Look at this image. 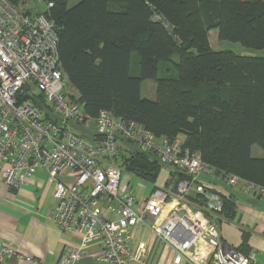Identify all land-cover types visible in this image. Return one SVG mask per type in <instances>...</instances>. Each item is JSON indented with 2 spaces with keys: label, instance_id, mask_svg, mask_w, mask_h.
I'll return each instance as SVG.
<instances>
[{
  "label": "built area",
  "instance_id": "built-area-1",
  "mask_svg": "<svg viewBox=\"0 0 264 264\" xmlns=\"http://www.w3.org/2000/svg\"><path fill=\"white\" fill-rule=\"evenodd\" d=\"M57 42L43 13L0 0V173L13 189L25 184L36 168L46 170L56 200L52 221L64 233L80 234L55 264H74L90 255L87 244L92 241L102 243L93 256L99 264H148L144 242H132L137 226L171 252V264H255L253 251L228 247L220 239L222 194L196 181L202 173L215 175L214 169L198 152L183 148L178 137L157 141L142 125L107 110L89 117L70 97L67 78L58 68ZM123 139L189 177L155 185L147 196L142 185L132 191L116 163ZM222 181L264 198L263 186L235 174ZM192 191L205 198L203 205L194 203L195 209L187 199ZM14 255L40 264L0 240V263Z\"/></svg>",
  "mask_w": 264,
  "mask_h": 264
},
{
  "label": "trees",
  "instance_id": "trees-1",
  "mask_svg": "<svg viewBox=\"0 0 264 264\" xmlns=\"http://www.w3.org/2000/svg\"><path fill=\"white\" fill-rule=\"evenodd\" d=\"M47 1L40 12L58 36V68L89 117L107 110L156 139L178 137L220 180L235 174L264 187V155L251 153L264 150V55L216 50L209 39L215 29L220 40L263 49L264 0ZM144 80L156 84L153 99L140 94ZM121 145L117 165L155 186L164 166L131 141ZM169 175L165 186L189 177ZM187 199L205 202L195 191ZM222 199L220 216L231 220L233 203Z\"/></svg>",
  "mask_w": 264,
  "mask_h": 264
},
{
  "label": "crops",
  "instance_id": "crops-1",
  "mask_svg": "<svg viewBox=\"0 0 264 264\" xmlns=\"http://www.w3.org/2000/svg\"><path fill=\"white\" fill-rule=\"evenodd\" d=\"M166 166V178H170L169 172L174 167ZM196 181L209 184L223 196L230 197L233 203L231 220L221 216L217 219L224 244L245 253L253 251L255 264H264V198L244 191L240 184L229 186L214 174L202 173ZM52 191L53 183L42 167L36 168L25 184L13 189L7 187L0 173V240L13 246L18 254L37 259L40 264H55L60 252L80 238V234L60 231L52 221L50 213L56 205ZM191 203L189 208L195 209V204ZM138 241L145 244L148 264H171V252L156 242L149 230L137 226L132 242ZM87 248L90 255L74 264H99L93 256L100 252L101 241L89 242ZM2 263L27 264L16 255Z\"/></svg>",
  "mask_w": 264,
  "mask_h": 264
},
{
  "label": "rangeland",
  "instance_id": "rangeland-1",
  "mask_svg": "<svg viewBox=\"0 0 264 264\" xmlns=\"http://www.w3.org/2000/svg\"><path fill=\"white\" fill-rule=\"evenodd\" d=\"M79 0H69L68 5H73ZM21 4H27L29 7H34L36 11H42L46 8L45 2L44 1H35V0H20ZM209 39L211 42V45L214 49L216 50H230L233 51L234 53L238 55H249V56H263L264 55V48L263 49H255L251 47H246L238 42H232L228 40H220L217 37V30L213 29L210 30V35ZM136 54L133 53L131 60H132V68H135V62H136ZM155 82L153 80H144L141 83V88H140V94L144 98L148 99H153L155 97ZM67 89L68 91L72 92V88L69 87V84H67ZM159 141V139H156ZM124 147V145H123ZM131 148V147H130ZM251 153L252 155H263L264 150L259 147L258 145H253L251 148ZM167 166L163 169L161 168L158 176L155 180V185L160 186L163 185L167 182L168 178L167 177V171L165 170ZM121 180L125 183L128 181L130 185V189L132 191H135L137 186L142 185L144 187L143 194L144 196H147L151 189L153 188V185L145 182L144 180H141L139 177L127 173L126 171L122 170L121 171Z\"/></svg>",
  "mask_w": 264,
  "mask_h": 264
}]
</instances>
